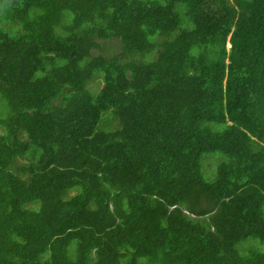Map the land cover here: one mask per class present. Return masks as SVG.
Masks as SVG:
<instances>
[{
	"label": "trees",
	"instance_id": "1",
	"mask_svg": "<svg viewBox=\"0 0 264 264\" xmlns=\"http://www.w3.org/2000/svg\"><path fill=\"white\" fill-rule=\"evenodd\" d=\"M0 95V264H264V0H0Z\"/></svg>",
	"mask_w": 264,
	"mask_h": 264
},
{
	"label": "rangeland",
	"instance_id": "2",
	"mask_svg": "<svg viewBox=\"0 0 264 264\" xmlns=\"http://www.w3.org/2000/svg\"><path fill=\"white\" fill-rule=\"evenodd\" d=\"M6 26H9L6 24ZM173 35V33H172ZM156 36L151 37L150 39H154ZM227 47H229V44H227ZM120 52V42L119 40L112 39L108 41H100V46L98 48L93 49V54H102L106 56H112L115 54H118ZM151 55V54H150ZM146 55V59H148V56ZM101 71H96L94 74V78L89 82V89L91 90H97L100 88L102 85V78L100 75ZM8 106L5 102V100L2 98L0 95V115L7 114L8 113ZM112 113L107 110L106 112L103 113L102 116H104V119L102 118L100 127L105 129V130H112L116 126L118 127V120L117 118L114 119V117H111ZM109 116V117H108ZM212 124V123H211ZM229 156L222 152L214 151V152H206L202 155L201 157V172L202 175L206 180H213L216 171H217V166L222 163L229 161ZM26 158H20L18 162H25ZM75 193V191H71L70 194ZM236 248L238 250V253L241 256H246L250 251H264V243L261 239L257 237H248L240 242L237 243Z\"/></svg>",
	"mask_w": 264,
	"mask_h": 264
}]
</instances>
